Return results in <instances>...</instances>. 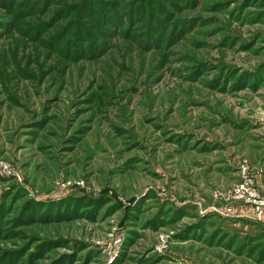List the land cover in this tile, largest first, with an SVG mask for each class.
Listing matches in <instances>:
<instances>
[{"label":"rangeland","instance_id":"374dc122","mask_svg":"<svg viewBox=\"0 0 264 264\" xmlns=\"http://www.w3.org/2000/svg\"><path fill=\"white\" fill-rule=\"evenodd\" d=\"M245 178L264 0H0V264H264Z\"/></svg>","mask_w":264,"mask_h":264},{"label":"built area","instance_id":"2783aa9c","mask_svg":"<svg viewBox=\"0 0 264 264\" xmlns=\"http://www.w3.org/2000/svg\"><path fill=\"white\" fill-rule=\"evenodd\" d=\"M216 194L226 202L239 201L249 205L253 215L257 219L264 220V196L255 189L249 179L245 178L243 182L236 185L228 193L217 191ZM224 209L226 212L231 211L229 206H225Z\"/></svg>","mask_w":264,"mask_h":264}]
</instances>
